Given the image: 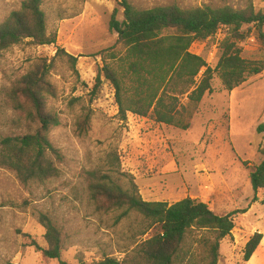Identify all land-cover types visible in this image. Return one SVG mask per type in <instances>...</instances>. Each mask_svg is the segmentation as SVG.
<instances>
[{
    "label": "rangeland",
    "instance_id": "rangeland-1",
    "mask_svg": "<svg viewBox=\"0 0 264 264\" xmlns=\"http://www.w3.org/2000/svg\"><path fill=\"white\" fill-rule=\"evenodd\" d=\"M128 1L139 9L176 4L182 9L208 5L264 12V0ZM21 2L0 0V18ZM118 2L42 0L48 30L56 33L55 43L37 46L24 41L0 58V135L19 131L12 123L17 113L7 99L9 88L34 62L47 59L56 91L47 99V108L60 122L49 138L62 157L56 161L59 176L30 191L13 172L0 168V264H60L44 258L31 244L46 246L40 214L60 228L66 238L62 259L70 264H88L104 255L122 257L129 222L115 225L111 217L97 215L86 197L85 171L104 168L110 152L117 153L120 170L131 176L144 201L171 204L190 197L207 203L219 215L247 210L236 214L231 235L220 241L218 264H264V191L254 192L249 180L264 147V134L256 132L264 122V71L230 92L222 89L215 75L212 92L202 98L186 130L130 113L120 120L110 83L101 78L96 92L92 91L103 64L97 52L111 46L121 49L117 34L109 29L114 8L116 19L122 20ZM249 31L239 44L241 55L264 61L258 33L254 28ZM226 33L227 28L221 27L208 40L194 42L190 51L214 68ZM65 53L77 58L75 64ZM86 114H90L88 131L77 134L76 124ZM254 232H261L263 238L244 261L245 244Z\"/></svg>",
    "mask_w": 264,
    "mask_h": 264
},
{
    "label": "trees",
    "instance_id": "trees-1",
    "mask_svg": "<svg viewBox=\"0 0 264 264\" xmlns=\"http://www.w3.org/2000/svg\"><path fill=\"white\" fill-rule=\"evenodd\" d=\"M118 5L122 20L116 19L114 8L109 29L117 34L121 49L111 46L97 52L103 64L92 91L96 92L101 78L110 83L120 120L130 113L186 130L202 98L212 92L215 75L222 89L230 92L264 71V61L244 58L239 46L250 28L257 31L264 45V12L208 5L182 9L176 4L139 9L128 0H119ZM221 27L227 28V33L219 44L217 64L211 68L190 47L208 40ZM24 41L37 46L56 41V33L48 30L42 0H22L18 9L0 18V58ZM65 55L75 64L76 57ZM47 61L34 62L9 88L7 99L17 113L12 123L19 131L0 135V168L13 172L28 191L57 178L56 161L62 158L49 138L60 122L47 108V99L56 93ZM89 120L90 114H86L77 122V134L88 131ZM256 132L264 134V122L257 125ZM260 155V162L249 174L254 192L264 191V147ZM84 179L87 202L97 215L111 217L115 225L129 222L122 257L104 255L88 264H218L220 241L231 235L236 214L247 211L219 215L207 203L190 197L171 204L144 201L131 176L120 170L116 152L107 155L104 168L86 170ZM132 214L139 219L131 218ZM39 223L46 246L35 241L31 244L44 258L70 264L62 259L66 238L60 228L46 214H40ZM152 229L153 235L139 240ZM262 238L261 232H254L248 239L244 261L250 259Z\"/></svg>",
    "mask_w": 264,
    "mask_h": 264
}]
</instances>
